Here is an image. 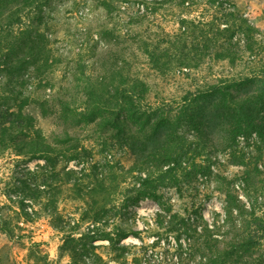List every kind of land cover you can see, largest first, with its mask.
Wrapping results in <instances>:
<instances>
[{"label":"rangeland","instance_id":"374dc122","mask_svg":"<svg viewBox=\"0 0 264 264\" xmlns=\"http://www.w3.org/2000/svg\"><path fill=\"white\" fill-rule=\"evenodd\" d=\"M101 1L51 0L42 7L41 22L33 13L25 12L22 24L15 26L19 29L26 25L44 31L52 53L62 59L46 76L47 86L37 89L38 82L27 71L29 68L16 80H10L5 70H0V106H9L15 111L22 105V112L31 118L35 128L41 130L43 139H51L49 141L58 147L65 146L57 144L58 139L53 138L54 133L63 136L64 125L59 118L57 98L70 103L80 100L79 94H73L68 88L74 87L82 69L96 80L107 71L105 69L120 67L129 85L137 79L147 88L142 96L138 95V99H143L142 104L148 105L150 111H169L171 118L186 101L204 96L211 85H229L230 98L238 101L246 93H255L264 87V53L253 58L242 46V39L239 41L242 57L233 64L214 59L211 49V55L201 59L197 68L161 72L152 66L149 56L153 51L157 52L155 46L165 47L173 39L182 17L205 23L221 17L220 11H234L235 8L240 16L264 31V0H187L184 6H177L176 0L161 6L153 0H107L108 6ZM168 52L172 50L168 48ZM254 75L261 82L234 84L244 76ZM10 87L13 90H9ZM137 89L141 90L142 85ZM44 97L49 100L46 115H42L38 104L32 102L42 101ZM260 115H264V110ZM201 120L198 117L195 126L183 120L177 127L185 145L176 170L178 184L177 187H160L158 200L150 197L125 200L127 196L135 197L134 191L140 184L139 174L131 169L132 157L123 143L116 140L114 130L107 127L95 130L96 126L89 124L69 129L77 147L71 152L77 157L63 159L54 169L69 172V183L59 179L50 187L44 186V180L53 169L42 167L43 159L30 158L33 152L28 150L29 146L22 148L28 151L23 154L12 147L0 151V264H83L82 259L92 261L88 253L79 252L80 261L75 263L68 250L63 248V233L54 227L59 220L74 224L87 209L76 186L70 182L80 183L81 189L96 186L98 191L94 197H99L98 207L107 196L96 179L109 181L113 174L117 179L109 189H115V192L109 196L108 205H104L109 213L98 232L105 229L115 233L119 227L138 231L122 242L135 245L130 252L140 258L141 264L156 262L153 259L159 258L175 238L165 228L168 215L163 211L164 205L181 216H194L200 211L211 220L215 211L221 212L220 200L212 194L217 186V176L235 177L236 183L240 182L244 167L232 164L228 150H219L223 145L221 125L210 124L209 127ZM211 134L215 135L213 140L209 138ZM18 137L25 138L22 134ZM30 138L34 139V135L26 137L27 140ZM234 149L236 155L243 154L245 161L255 162L263 171V174L254 175V180H264V131L239 135ZM237 190L240 195H245L242 185ZM60 225L65 226L64 223ZM92 226L89 222H81L78 232L88 231ZM94 242L100 245L96 250L107 264H134L131 256L120 262L111 261L113 251L109 242L106 239Z\"/></svg>","mask_w":264,"mask_h":264},{"label":"trees","instance_id":"16d2710c","mask_svg":"<svg viewBox=\"0 0 264 264\" xmlns=\"http://www.w3.org/2000/svg\"><path fill=\"white\" fill-rule=\"evenodd\" d=\"M50 1L0 0V70H5L10 80H16L22 76L23 70L29 68L27 71L38 82L37 89L49 84L46 76L62 59L52 53L49 38L44 31L30 29L26 25L19 29L15 26L22 24L25 12L33 13L41 22L42 7ZM173 1L175 0L152 2L161 6ZM186 1L176 0L175 4L184 6ZM101 3L104 6L109 5L107 0H102ZM233 9L234 11H220L221 17L205 23L199 20L189 21L183 17L179 19V29L173 39L165 47L155 46L157 52L153 51L149 55L152 66L161 72L197 68L201 59L211 55V49L214 59L228 60L233 64L242 57L240 39L243 40L244 49L253 58L264 53V31ZM168 48L172 52H168ZM105 70L107 71L96 80L86 75L83 69L80 71L74 87L68 88L73 94H79L78 102L74 100L70 103L57 98L59 118L64 126L63 136L54 133L53 138L58 139L57 144L64 145V148L49 141L51 139L49 142L43 139L41 130L33 126L31 118L24 115L20 105L15 111L9 106H0V151L12 147L19 150V154H23L28 151L22 148L29 146L28 150L33 152L30 158L43 159L42 167L53 169L44 180V186L50 187L59 179L69 183V172L54 171L63 159L77 157L75 153L72 154L77 147L69 129L89 124L95 125V130L107 127L114 130L115 139L123 143L132 157L131 169L139 174L140 184L134 191L135 197L131 199L127 196L125 200L137 201L143 197L158 200L157 191L160 187H177L178 184L176 170L185 152L184 138L177 130L181 121L185 120L195 126L197 118L200 117L209 127L210 124L221 125L223 145L219 150H228L232 164L244 167L239 178L240 184L236 183L235 177L217 176V186L212 194L220 200L221 212L215 211L211 220L200 211L194 216H181L172 213L171 208L164 205L163 211L168 215L165 228L175 238L172 245L164 248L165 252L159 258L156 256L153 259L156 260L153 264H264V180H254V175L263 174V171L255 162L245 161L243 154L236 155L234 149L239 135L264 131V115H260L264 110V87L255 93H246L238 101L230 98L229 85L214 84L203 94L210 98L201 96L186 101L171 118L169 111H150L148 105L142 104L143 99H138V95L142 96L147 90L143 82L133 79L129 85L127 76L120 67H109ZM257 81L261 82L255 75L244 76L234 84L240 86ZM141 85L142 89L138 90ZM10 89L13 90L11 87ZM47 101L49 100L44 97L42 101L32 102L38 104L42 115H46ZM21 134L24 139H19ZM29 135H34V139L27 140ZM214 136L209 135L210 140ZM108 179L109 181L98 177L96 179V183L107 196L98 207L99 197H94L98 191L96 186L81 189L78 187L80 183L70 182L76 186L77 194L87 209L74 224L59 220L54 228L63 233V248L68 250L75 263L80 261L77 257L79 252H86L92 256V261L82 259L83 264H107L96 250L100 245L94 242L106 239L113 251L111 261L120 262L131 256L134 264H141L140 258L130 252V248L135 245L122 242V239L130 234H137L138 231L119 227L115 233L105 229L98 232L99 225L109 213L104 205H108L109 196L115 192V189L111 191L109 188L116 181V176L113 174ZM241 185L245 191L244 196L237 190ZM210 196L211 194L207 198ZM84 221L93 226L88 231L78 232L79 224ZM61 223L65 226L62 227ZM7 234L10 235V231Z\"/></svg>","mask_w":264,"mask_h":264}]
</instances>
